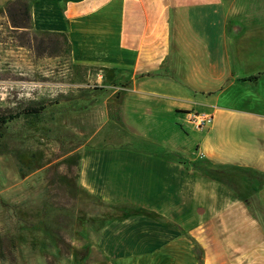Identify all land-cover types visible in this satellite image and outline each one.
Masks as SVG:
<instances>
[{
    "label": "crops",
    "instance_id": "obj_1",
    "mask_svg": "<svg viewBox=\"0 0 264 264\" xmlns=\"http://www.w3.org/2000/svg\"><path fill=\"white\" fill-rule=\"evenodd\" d=\"M23 2L107 90L78 112L77 264H264V0Z\"/></svg>",
    "mask_w": 264,
    "mask_h": 264
},
{
    "label": "rangeland",
    "instance_id": "obj_2",
    "mask_svg": "<svg viewBox=\"0 0 264 264\" xmlns=\"http://www.w3.org/2000/svg\"><path fill=\"white\" fill-rule=\"evenodd\" d=\"M17 1L23 0H6L0 7V253L7 257L8 249L13 258L11 263L0 258V264L95 261L100 256L74 234L76 218L84 213L75 199V150L92 127L79 110L107 90L94 83V71L80 75L69 69L58 34L12 28L6 9ZM29 108L36 113H25ZM101 127L100 132L106 124ZM16 153L33 154L41 165L20 167L18 173Z\"/></svg>",
    "mask_w": 264,
    "mask_h": 264
},
{
    "label": "trees",
    "instance_id": "obj_3",
    "mask_svg": "<svg viewBox=\"0 0 264 264\" xmlns=\"http://www.w3.org/2000/svg\"><path fill=\"white\" fill-rule=\"evenodd\" d=\"M11 10L7 11L6 9V17L8 19L10 26L12 28H20V29L26 28L25 24L28 21V13L25 3L23 1H17V5L15 7H12ZM32 38H34V36H32ZM37 42H39L40 45L42 44L41 39H38ZM47 42L51 43V41H47ZM27 112L31 115H34L36 113V108H29L27 111H25V113ZM2 122H3V117H0V124ZM14 158L16 163L18 164V173H20L19 172L20 167H23L25 169H32V168H38L41 165L39 164V162H37L36 157L33 154L27 156L23 153H16L14 154ZM71 183L73 186V181ZM194 254L196 258H198L197 253ZM6 255L7 257H4L3 254L0 253V258L4 259L7 263H11L13 261V258L8 249L6 250Z\"/></svg>",
    "mask_w": 264,
    "mask_h": 264
},
{
    "label": "built area",
    "instance_id": "obj_4",
    "mask_svg": "<svg viewBox=\"0 0 264 264\" xmlns=\"http://www.w3.org/2000/svg\"><path fill=\"white\" fill-rule=\"evenodd\" d=\"M209 117L203 113H194L191 115L189 122L193 128L204 127L207 125Z\"/></svg>",
    "mask_w": 264,
    "mask_h": 264
}]
</instances>
